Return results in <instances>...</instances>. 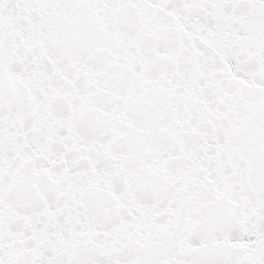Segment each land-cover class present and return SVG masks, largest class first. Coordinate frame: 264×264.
<instances>
[{
  "label": "snow or ice",
  "instance_id": "obj_1",
  "mask_svg": "<svg viewBox=\"0 0 264 264\" xmlns=\"http://www.w3.org/2000/svg\"><path fill=\"white\" fill-rule=\"evenodd\" d=\"M0 264H264V0H0Z\"/></svg>",
  "mask_w": 264,
  "mask_h": 264
}]
</instances>
